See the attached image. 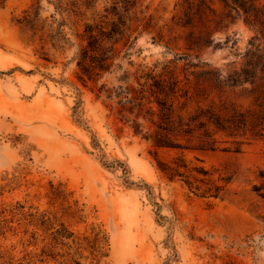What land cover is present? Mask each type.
<instances>
[{"label": "rangeland", "instance_id": "374dc122", "mask_svg": "<svg viewBox=\"0 0 264 264\" xmlns=\"http://www.w3.org/2000/svg\"><path fill=\"white\" fill-rule=\"evenodd\" d=\"M178 1L0 6V264H264V201L250 191L264 144L185 151L187 161L233 176L224 199L202 198L159 172L147 124L139 119L137 132L134 116L107 97L185 54L227 71L250 42L264 47V30L233 0H206L211 11L185 26ZM236 1L250 19L264 14V0ZM107 12L123 16V34L109 70L82 82L84 27ZM222 90L246 104L241 86ZM176 154L158 150L165 161Z\"/></svg>", "mask_w": 264, "mask_h": 264}, {"label": "trees", "instance_id": "16d2710c", "mask_svg": "<svg viewBox=\"0 0 264 264\" xmlns=\"http://www.w3.org/2000/svg\"><path fill=\"white\" fill-rule=\"evenodd\" d=\"M5 1L0 0V6ZM178 4L182 14L178 21L183 26L188 25L195 14L202 16L211 11L206 0H179ZM239 5L233 0L230 7H241L244 21L254 23V19L264 30V14L256 11L250 19L246 8ZM123 30V16L118 12H107L85 25L82 34L85 43L76 63L80 81L96 82L109 70L116 36L122 35ZM179 60L184 61L181 68L177 66ZM224 86H241L246 92V104L223 98ZM215 89L216 96L213 95ZM107 97L116 98L122 117L134 116L137 132L142 126L139 119L147 124L146 137L152 146L149 154L164 177L179 180L196 196L224 199L230 192L233 176L191 163L184 152L213 150L220 146L237 151L252 142L264 144V47L250 42L241 64L227 71L209 68L208 62H191L190 55L185 54L158 72L138 76L135 85L108 89ZM162 148L176 150L177 154L168 161L160 159L158 150ZM257 177L260 181L252 184L250 191L264 201V170H260Z\"/></svg>", "mask_w": 264, "mask_h": 264}]
</instances>
